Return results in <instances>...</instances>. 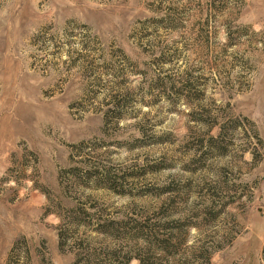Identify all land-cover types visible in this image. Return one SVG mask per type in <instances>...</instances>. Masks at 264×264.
<instances>
[{
    "label": "rangeland",
    "instance_id": "1",
    "mask_svg": "<svg viewBox=\"0 0 264 264\" xmlns=\"http://www.w3.org/2000/svg\"><path fill=\"white\" fill-rule=\"evenodd\" d=\"M264 0H0V264H264Z\"/></svg>",
    "mask_w": 264,
    "mask_h": 264
},
{
    "label": "trees",
    "instance_id": "2",
    "mask_svg": "<svg viewBox=\"0 0 264 264\" xmlns=\"http://www.w3.org/2000/svg\"><path fill=\"white\" fill-rule=\"evenodd\" d=\"M264 251V250H263Z\"/></svg>",
    "mask_w": 264,
    "mask_h": 264
}]
</instances>
